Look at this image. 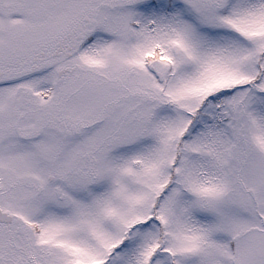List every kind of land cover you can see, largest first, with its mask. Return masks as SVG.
<instances>
[{
    "label": "snow or ice",
    "instance_id": "snow-or-ice-1",
    "mask_svg": "<svg viewBox=\"0 0 264 264\" xmlns=\"http://www.w3.org/2000/svg\"><path fill=\"white\" fill-rule=\"evenodd\" d=\"M0 264H264V0H0Z\"/></svg>",
    "mask_w": 264,
    "mask_h": 264
}]
</instances>
